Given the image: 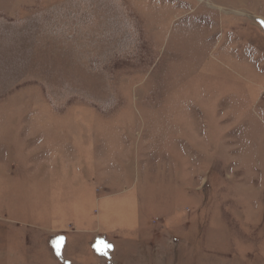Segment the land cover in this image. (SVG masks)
I'll use <instances>...</instances> for the list:
<instances>
[{
    "label": "rangeland",
    "instance_id": "1",
    "mask_svg": "<svg viewBox=\"0 0 264 264\" xmlns=\"http://www.w3.org/2000/svg\"><path fill=\"white\" fill-rule=\"evenodd\" d=\"M0 264H264V0H0Z\"/></svg>",
    "mask_w": 264,
    "mask_h": 264
}]
</instances>
